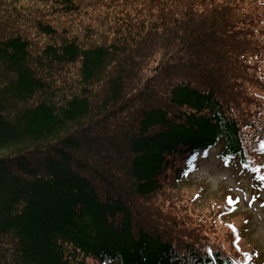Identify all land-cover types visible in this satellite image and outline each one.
Masks as SVG:
<instances>
[{"label": "trees", "instance_id": "trees-1", "mask_svg": "<svg viewBox=\"0 0 264 264\" xmlns=\"http://www.w3.org/2000/svg\"><path fill=\"white\" fill-rule=\"evenodd\" d=\"M214 148L264 187V0H0V264H264Z\"/></svg>", "mask_w": 264, "mask_h": 264}, {"label": "rangeland", "instance_id": "rangeland-1", "mask_svg": "<svg viewBox=\"0 0 264 264\" xmlns=\"http://www.w3.org/2000/svg\"><path fill=\"white\" fill-rule=\"evenodd\" d=\"M216 154L217 150H212L206 159L200 160L193 183L199 185L202 181L207 191L217 190L222 183L232 188L239 198V207L251 212L248 238L257 243L259 249H264V189L253 178L239 172L235 163L220 162Z\"/></svg>", "mask_w": 264, "mask_h": 264}]
</instances>
